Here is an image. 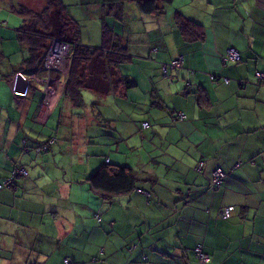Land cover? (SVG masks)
<instances>
[{
    "label": "crops",
    "instance_id": "0c3cea01",
    "mask_svg": "<svg viewBox=\"0 0 264 264\" xmlns=\"http://www.w3.org/2000/svg\"><path fill=\"white\" fill-rule=\"evenodd\" d=\"M69 1L85 6L89 17H95L93 11L101 17L99 0ZM216 1L224 5L216 11L219 23L214 30L205 28V19L200 17L198 21L192 18L191 12L175 9L182 14V20H192L203 27V31L196 29L197 34L205 35L203 39H186L168 20L165 9L160 14L163 25L162 20L158 26L156 21L150 20L156 16H147L149 27L144 34L137 30L135 54L130 53L129 43L132 58L120 72L135 81V95L140 82L138 78H142L144 89L150 95L148 105L145 103L144 111L139 113L146 118L138 120L135 117V152L141 147H147L149 151L145 158L147 164L142 155L135 153V174L141 180L135 183V191L117 197L126 203L124 213H134L140 222L135 225V236L130 221L127 226L132 230L122 233L119 228L115 231L116 244L111 252L105 250L102 264H113L122 257V264H264V78L258 76L264 75V0ZM67 13L78 20L70 9ZM3 20L1 16L0 22L5 24ZM90 21L93 26L98 25V22ZM117 22L115 20L114 24ZM6 25L9 26V22ZM16 26L9 29L0 25V180L9 176L16 166L25 167L28 175L18 179L14 188L0 193V227L2 219H12L0 228V264L12 263L8 254L16 249L12 244L8 251L11 237L21 238L22 248L16 251L21 257L33 252L34 257H39V264H61L59 250H62L61 245L66 248L71 245L78 216L73 215L68 227L65 216L70 214L79 192L73 184L82 183L71 181V184L69 180L74 175V162L82 161V157H78L80 149L74 147L81 144L86 150L92 145V137L90 133L77 135L75 131L72 141L77 146L66 141V149L59 145L54 150L51 145L46 152L38 151L40 143L43 144L40 141L42 128L53 119L57 107L61 108L56 128L65 122V118L72 123L75 115H62L68 107V100L63 97L65 72L46 73L40 68L33 73L36 77L32 80L33 74L19 71L28 51L15 40ZM112 31L123 35L115 29ZM169 34L173 35L174 44L163 38ZM141 47L147 49V55L139 52ZM228 50H235L240 61L228 60ZM179 55L184 58L183 65L175 69L168 67L164 73L162 66L170 65ZM134 62L137 71L142 68L140 77L132 69L125 71L126 65ZM49 81L50 85H56L51 88V95H47L45 87ZM40 86L45 92L39 90ZM120 88L121 92L109 94L113 95L114 114L112 117L102 114L103 128L107 133L111 130L112 135V130L117 132L119 138L116 141H126L130 133L126 107L132 108L139 99H134L130 89ZM94 96L98 97L97 103L85 113L88 117L92 114L89 117L91 125L95 122L99 125L95 106L106 98ZM137 112L135 108V115ZM177 114L182 115V120H175ZM78 116L82 120L84 114ZM143 122L149 124L147 129L142 128ZM65 125L70 126L66 122ZM34 129L38 135L28 134ZM124 133L128 135L126 139L122 138ZM155 147L171 161L164 166L162 174L155 168L159 164L153 155ZM119 148L117 145V151ZM67 152L74 153L67 158L69 170L68 165L56 161L62 160L57 154ZM196 153L197 160L193 161ZM108 161L114 167L122 165L112 164L110 156L103 155L95 168ZM216 169L223 170L227 177L221 187L213 191L209 184ZM92 170L90 167L85 174L80 172V180L86 179ZM151 188L148 196L138 192ZM85 198L79 192L78 199L84 201ZM107 202L110 204L105 212L109 221L113 219L110 218L113 203ZM187 207L196 208L194 218L186 220L190 222L189 226L183 224L180 215ZM229 207L234 208L231 218L220 220L219 212ZM50 215L54 221L47 222ZM17 223L20 227L12 228ZM79 227L76 237H79L80 245L73 244L85 249L90 244L89 235L85 228ZM11 232L17 235L9 236ZM130 235L135 240L134 253L128 249ZM68 237V243L62 244ZM194 249H201L200 252L208 256L207 261L199 262ZM98 250L93 249L91 258ZM65 252L63 258L83 264L78 259L79 254L64 255ZM91 264L96 263L91 261Z\"/></svg>",
    "mask_w": 264,
    "mask_h": 264
},
{
    "label": "trees",
    "instance_id": "16d2710c",
    "mask_svg": "<svg viewBox=\"0 0 264 264\" xmlns=\"http://www.w3.org/2000/svg\"><path fill=\"white\" fill-rule=\"evenodd\" d=\"M99 1L101 5L100 47H90L83 45L84 43L81 41V25L78 20L68 15V6L65 5L62 0H41L42 6L38 8H33L30 3L26 1V3L22 2V4L20 3L17 6L10 8V12L19 15L21 19V21H19L20 25L15 30V40L20 45V47H26L28 51V56L22 60V63L19 67L20 72H29L31 74H35L40 68H42L43 60L46 57L50 45L54 39H58L68 44L70 47L69 55L66 66L61 71L66 73L63 97H65L70 104L77 108L83 105V90L91 91L98 96L104 95L103 98L105 99L107 96H109L110 92L115 90V88L124 86V88L128 90L136 87L134 80H130L129 78L121 75L122 73L120 72V68L132 58L131 54L129 53V40L126 36L114 34L112 28L110 27L109 18L112 19L115 17V20H121L123 15L122 8L125 7L124 3L126 2H136L139 11L144 14V16L154 17L163 14L167 6L171 5L176 0ZM175 14L176 17L181 18V21L179 22L180 29H183L181 31L183 32L186 39L196 40L202 37L201 33L197 34L196 29L199 28L201 31H203V27H199L197 23L192 20H186L185 18L182 20L183 16L179 12H176ZM203 38L204 35L202 39ZM182 60H184L183 57ZM239 61L240 56L239 60L236 62ZM170 63L171 64L168 67H171L172 61ZM165 70L166 69L163 68L164 73ZM43 71L46 73L53 72V70ZM179 116L180 114H177L175 120H177ZM98 117V123L100 127H105L102 114H98ZM144 118H146V115L141 116V119ZM105 121L106 123H109V120ZM141 126L142 128L147 129L149 124L147 122H143ZM20 170H25L26 175L20 173ZM27 175L28 171L25 167L16 166L9 173V176L0 180V185L2 187L0 189V193L3 190L5 191V189L14 188L16 181L20 178H26ZM226 177L227 174L225 173V178L223 179L222 183L225 181ZM7 181L8 184L4 185V182ZM140 181L141 180H138L137 178V174H135V170L127 164L114 167L108 161L105 163V165L94 168L88 177H86V179H84L81 183H84L86 186V196L89 192V196H87V202L79 200L77 197L72 204V209L75 206V212H78L79 207L84 208L85 206L84 212H88V214L87 216L81 218V223L86 221V219H92L90 225H82V228H85L89 235L90 242V244H87L84 249L86 252H88L87 264H89V260L95 261L96 264H102L105 260V250L111 252L113 244H116L114 237L116 226L111 224L112 220L108 221L106 219L105 210L110 204L107 202V200L113 201L112 199L114 198L127 195L128 193L133 192V190L135 191V183ZM152 188L147 190L148 192L145 190H138V192L141 191L142 193H145L146 196H148L150 195ZM170 210H172V208ZM195 210L196 208L187 207L182 211L180 215L183 219V224L186 226L190 225V222H186V220L189 218H194ZM75 212H73V215L76 214ZM218 218L220 220H225L220 216H218ZM2 220L3 221L0 228L7 226L6 224L10 223L9 221H12V219H9V221H7V219ZM46 221L49 222L54 220L50 215V217L48 216L46 218ZM18 224L19 223H17L16 227L12 225V228L18 229L20 227ZM27 226L25 225L24 227ZM12 234L13 236L17 235L14 234V232H11L9 236ZM118 234L119 233L116 235ZM18 238L19 237L16 239L18 240ZM68 241L69 237L62 241V243H68ZM19 242H22L21 238L19 239ZM75 242L80 245L79 237H76V234H72L70 238V244ZM107 246L108 249L106 248ZM14 249L17 251L19 248L15 246ZM93 249L99 250L97 251V255L91 258L90 254ZM128 249H130L133 253L135 252V246L129 245ZM196 250L197 249H194L195 254L197 253ZM16 251L12 252L11 255H9V252V254L7 253L9 258L12 259L11 264L40 263V261L38 263L39 257H34L33 252H30L25 257H21ZM46 256V258H48V252ZM131 256L135 258V255L131 254ZM7 258L6 260H8ZM66 260L67 258H63L61 264H65ZM73 264H76V261H73ZM83 264H85V261Z\"/></svg>",
    "mask_w": 264,
    "mask_h": 264
},
{
    "label": "rangeland",
    "instance_id": "374dc122",
    "mask_svg": "<svg viewBox=\"0 0 264 264\" xmlns=\"http://www.w3.org/2000/svg\"><path fill=\"white\" fill-rule=\"evenodd\" d=\"M26 1L28 3H30V5L33 8H38L40 6H42V2L41 0H0V16H2L4 18L3 21H5L6 23L9 22V26L5 24H3L2 22H0V25L5 28H9L12 29L15 25H20L21 19L19 17V15L10 12V8L17 6L18 4H22V2L26 3ZM65 1V5H68V9H70L71 13L79 20V23L81 25V41H83V43L87 42L88 44H83V45H87L90 47H100L101 45V38H100V26H101V20L100 17L98 16L96 11H93V13H95V17L92 18L91 16L89 17V15L86 13L85 11V6L83 8V6H80L78 4H71L72 2L69 0H64ZM125 7L123 9V15L121 20L117 19V24H114V20L116 19L115 17H113L112 19H110V27L112 29H115L117 31V33H123V36H126L129 39V43L130 45V53L131 54H135V40H137V30L140 29L141 34H144V30L149 27V22H148V17L144 16V14H142L138 7H137V3L136 2H126L124 3ZM224 5L222 2L219 3L216 0H176L174 1L171 5L167 6V18L170 22L173 23L174 27L180 31L183 29H180V24L179 22L181 21L180 17H172L175 13L177 9H182V10H187L189 12H191V16L192 18L196 19L199 21L200 17L202 19H205V28L207 26L208 29L210 30H214V28L216 27L217 23H219V19L218 16L216 14V11H219L218 9L219 6ZM176 9V10H175ZM19 18V19H18ZM108 19V20H109ZM114 19V20H113ZM90 20H94L96 22H98V25H94ZM150 20L156 21V26H158V22L159 20H162V25H163V16L159 15L156 16L154 18H150ZM226 22V20H225ZM116 23V22H115ZM182 24V23H181ZM16 26V27H18ZM139 32V31H138ZM204 34L207 35L206 31L203 32ZM209 33V32H208ZM119 36H121L120 34H117ZM205 37V35H204ZM163 38L165 39H170V42L172 44H174V37L172 34L166 35ZM202 38V37H200ZM55 40V39H54ZM54 40L52 41L51 44H53ZM57 41H60L57 39ZM62 42V41H61ZM163 42V41H162ZM65 43V42H63ZM164 43V42H163ZM51 46V45H50ZM140 53L143 54H148L147 49L144 47H141L139 49ZM53 56V55H52ZM181 56V55H179ZM179 56L174 59L172 61V65L170 67V69H175L176 67H173V63L175 61H177V59L179 58ZM148 57V56H147ZM63 66L65 65L64 62L62 64ZM61 65V67H63ZM169 66V65H168ZM168 66H164L163 68H168ZM128 69H132L135 72V75L140 77V75H142V68L137 71V69L135 68V62L131 63V64H127L126 65V70ZM33 77V75H32ZM31 77V78H32ZM140 81L139 82V87H137V94L135 95V88L130 89L132 92L131 94L135 97H137L139 100L137 103H135V106L131 107H126V112H125V116H127V120L129 121V126H130V133L129 136L127 135V133H124L125 136H122V138L126 139V137L128 136L126 141L123 140H115L116 138H119V134L115 131L112 130L113 134L110 132L111 130H108V133L110 132L111 134H108L107 131L104 128H101L100 125H98L96 122L93 123L91 125L90 121H89V117L92 116L91 113H89V117L87 116V113H85V111L88 110V108H91L92 105L96 104L98 101V97L94 96L95 94H93V92H89L84 90L82 92L83 94V98H84V103L85 106L83 105V107H74L72 104L69 103V101H67L68 107L64 108V112L62 113V115H64L66 113V115L68 116V114H73L75 116H73V121L71 123V121H66V118L64 119V121L66 123H69L70 126L69 128L66 127L65 122H61V124H59V128H56L57 126V119L59 116V110L60 108L57 107L55 113H54V117L51 120L49 124L47 125V127L42 128L43 134L40 140L42 143H40V145L38 146V151L41 152H46L49 150L50 146L53 145V149L57 150L58 146L61 145L64 149H66V141L69 142L71 145L73 146H77V143L75 145V142L72 141L73 139V134L77 133V135L82 134V133H90L91 134V141H92V145L87 146L86 150L83 149L82 145L79 144L78 147H74L77 149H80L79 152V156L78 157H82V161H75L74 162V172H73V176H71L69 178L70 183L72 184L71 181H82L83 182V178L82 180H80L81 175L80 172L84 171L83 174H85L86 170H88L91 167V170L95 168V166L97 165L98 161L103 159V155L105 156H110L111 159V163L112 164H122L125 165L127 164L128 166H130L131 168H133L135 170V165H136V161H135V153L137 155H142L143 160L145 161V164H147L146 161V156H147V152L149 151V149L147 147H141L139 148L138 151L135 152V117L136 119H141V116H143L142 114L140 115L139 113H142L144 111L143 107L146 103V106L148 105V98L150 97V95H148L144 89V86L142 84V78H138ZM56 85H54L53 83H51L50 85V81L48 82V84L45 86L46 87V93L47 95H51V88L55 87ZM124 88V86H121ZM121 89V88H120ZM119 88H115V90L113 91V93H119L121 92ZM40 91L45 92V89L42 88L40 86L39 88ZM64 95V94H63ZM113 96V95H112ZM111 95H109L104 101H99L101 102V104H98L97 106H95V113L96 114H103L105 116H110L112 117L113 111H112V107L114 104L113 101V97ZM51 104V102L49 103V105ZM92 108H94V106H92ZM135 108L138 109L137 114L135 115ZM115 109V106H114ZM79 114H84V117L79 118ZM120 116V115H119ZM132 117V118H130ZM103 118V116H102ZM81 120V121H80ZM178 120H182L180 118H178ZM74 122V123H73ZM141 123V122H140ZM74 124V127H73ZM118 125H120V123H117ZM64 128V130H63ZM75 129V130H74ZM128 129V130H129ZM28 134H32V135H38V131L37 130H30ZM108 135V136H107ZM65 139V140H64ZM106 140V141H105ZM47 141V142H45ZM78 142V139H77ZM23 144H25V142H23ZM117 145H120L119 150L117 151ZM72 151H74L72 149ZM71 152H67V153H63V154H57L56 156L58 158H62L61 162L60 160H56L58 163H62L65 166L68 165V170L70 168V163H67V158H69V154ZM74 155V153H71ZM70 154V156H71ZM46 155V153H45ZM153 155L155 156V161L157 163H159L157 166H155L157 172H159L160 174L163 173L164 170V166L168 165V163H170V159L167 158V155H165L158 147H155L153 149ZM196 155L195 154L194 157H192L193 161H196ZM77 157V158H78ZM39 162V160H38ZM90 171V170H89ZM144 172L141 173V175H143ZM75 174H77V176H75ZM74 177V180H73ZM78 184V183H77ZM73 184V187L76 188L77 190H79V192L85 196V202H87V196H89V192L86 196V186L83 184ZM79 192L77 197L79 198ZM76 197V198H77ZM84 202V203H85ZM113 205H112V211L110 213V218L112 219L111 224L115 225L116 231H119V228L122 230V233H127L131 228H129L128 225V221L131 222V226H134L133 230V236H135V225L139 222V220H137V218H135V214L134 213H130V214H126L124 213L123 209H125L126 203L124 202L123 198H115L112 201ZM74 209V211H73ZM71 209V212L68 216H65V218L67 219L68 223L67 226L69 227V224H71V218H73V212H75V206L74 208ZM85 211V206L84 208L79 207L78 208V212H75L78 216L76 218V221L74 222V230L75 232H73V234L77 235V232L81 229L82 225H90L92 222V219H86V221H84L81 224V218L87 216L88 212H84ZM140 223V222H139ZM51 226V225H50ZM49 226V227H50ZM132 230V229H131ZM15 237H11L9 238L8 241V247L10 251L11 250V246L12 244L14 246H16L17 248H22V245L20 244L19 240L14 239ZM75 241V240H74ZM128 241H129V245L130 246H135V240H132V235H130L128 237ZM63 244V243H62ZM71 244L68 248L62 246V250L60 248L59 250V255H58V259H59V263L63 258V253L64 251L65 254L70 255L71 252L75 253V254H79L78 259L85 264H87L88 262V252H86L84 249H80L77 245ZM72 248V251H71ZM7 253V252H6ZM9 257V256H8ZM14 258H15V253H14ZM123 257L121 259H119L118 261L114 262L113 264H122L123 263ZM47 258H45V263L47 262ZM122 261V263H121ZM66 264H73V260L71 258H67L66 260ZM89 264H91V261L89 260Z\"/></svg>",
    "mask_w": 264,
    "mask_h": 264
},
{
    "label": "built area",
    "instance_id": "2783aa9c",
    "mask_svg": "<svg viewBox=\"0 0 264 264\" xmlns=\"http://www.w3.org/2000/svg\"><path fill=\"white\" fill-rule=\"evenodd\" d=\"M69 50L70 47L68 46L67 43H63L61 41H57V39L54 40L53 44H51L49 51L46 55V57L43 60L42 63V70H46V71H62L64 69V67L66 66V62H67V58L69 55ZM53 55V56H52ZM227 59L230 61H238L239 60V54L235 51V50H228L227 51ZM182 56H179V58L177 59V61H175L173 63V67H179L182 64ZM64 62V66L62 65ZM61 65L63 67H61ZM260 79L264 78V75H260L258 74ZM36 75H33V77L31 78L32 80H35ZM46 102V101H45ZM180 119H182V115L179 116ZM20 173H23L24 175H26V171L25 170H20ZM225 178V172L221 169H216L213 174H212V180L210 182V189L211 190H216L218 189L221 184L223 179ZM7 182H4V185H7ZM1 185H0V189H1ZM231 211H233L232 207L226 208L224 210H222L220 212V217L223 219H228L230 218V213ZM197 252V256L199 258V262L204 263L205 261H207L208 256L201 253L200 249L196 250ZM66 264V262H65Z\"/></svg>",
    "mask_w": 264,
    "mask_h": 264
},
{
    "label": "clouds",
    "instance_id": "9594fccd",
    "mask_svg": "<svg viewBox=\"0 0 264 264\" xmlns=\"http://www.w3.org/2000/svg\"><path fill=\"white\" fill-rule=\"evenodd\" d=\"M183 62H184V61H182L181 66L183 65ZM181 66L176 67V68H180ZM212 174H213V173H212ZM211 180H212V179H211ZM210 182H211V181H210ZM222 184H223V183H222ZM222 184H221V185H222ZM209 185H210V184H209ZM209 187H210V186H209ZM220 187H221V186H220ZM220 187H219V188H220ZM219 188H218V189H219ZM218 189H216V190H218ZM232 208H233V207H232ZM225 209H226V208H225ZM233 209H234V208H233ZM222 210H224V209H222ZM222 210H221V211H222ZM221 211H220V212H221ZM220 212H219V216H220ZM231 213H232V211H231ZM231 213H230V216H231ZM225 220H229V218H228V219H225ZM196 254H197V253H196Z\"/></svg>",
    "mask_w": 264,
    "mask_h": 264
},
{
    "label": "bare ground",
    "instance_id": "6f19581e",
    "mask_svg": "<svg viewBox=\"0 0 264 264\" xmlns=\"http://www.w3.org/2000/svg\"><path fill=\"white\" fill-rule=\"evenodd\" d=\"M76 42V41H75ZM97 262V261H96Z\"/></svg>",
    "mask_w": 264,
    "mask_h": 264
}]
</instances>
